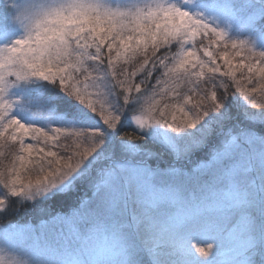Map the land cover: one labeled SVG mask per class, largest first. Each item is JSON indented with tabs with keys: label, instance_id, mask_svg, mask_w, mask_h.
Segmentation results:
<instances>
[{
	"label": "snow or ice",
	"instance_id": "snow-or-ice-1",
	"mask_svg": "<svg viewBox=\"0 0 264 264\" xmlns=\"http://www.w3.org/2000/svg\"><path fill=\"white\" fill-rule=\"evenodd\" d=\"M0 221V264H264V0H0Z\"/></svg>",
	"mask_w": 264,
	"mask_h": 264
},
{
	"label": "rangeland",
	"instance_id": "rangeland-1",
	"mask_svg": "<svg viewBox=\"0 0 264 264\" xmlns=\"http://www.w3.org/2000/svg\"><path fill=\"white\" fill-rule=\"evenodd\" d=\"M26 220L32 222L34 220V217H32L31 215H26Z\"/></svg>",
	"mask_w": 264,
	"mask_h": 264
},
{
	"label": "trees",
	"instance_id": "trees-1",
	"mask_svg": "<svg viewBox=\"0 0 264 264\" xmlns=\"http://www.w3.org/2000/svg\"><path fill=\"white\" fill-rule=\"evenodd\" d=\"M20 218L26 220V215L22 214ZM0 223H3V221H0Z\"/></svg>",
	"mask_w": 264,
	"mask_h": 264
}]
</instances>
